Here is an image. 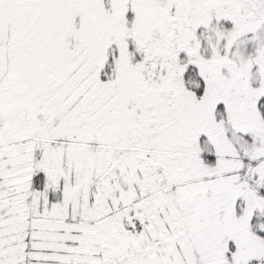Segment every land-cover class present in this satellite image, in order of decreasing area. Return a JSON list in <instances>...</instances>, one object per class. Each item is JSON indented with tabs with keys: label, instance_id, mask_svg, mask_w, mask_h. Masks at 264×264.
<instances>
[{
	"label": "rangeland",
	"instance_id": "1",
	"mask_svg": "<svg viewBox=\"0 0 264 264\" xmlns=\"http://www.w3.org/2000/svg\"><path fill=\"white\" fill-rule=\"evenodd\" d=\"M263 49L264 0H0V264H264Z\"/></svg>",
	"mask_w": 264,
	"mask_h": 264
},
{
	"label": "trees",
	"instance_id": "2",
	"mask_svg": "<svg viewBox=\"0 0 264 264\" xmlns=\"http://www.w3.org/2000/svg\"><path fill=\"white\" fill-rule=\"evenodd\" d=\"M264 50V49H263ZM200 60H202V61H200ZM235 61H237L236 60V58L234 59ZM198 61H200L199 62V65L201 66V67H204L205 69H207L208 68V66H207V64L209 63V61L206 59V57H204V56H199V60ZM245 62L247 63V61L245 60ZM248 64V63H247ZM234 67H237L236 65H233ZM190 89H192L191 87H189ZM192 91H194L195 92V94H197V96H201L202 95V93H203V85H202V83H200L199 84V88H197V89H195V90H193L192 89ZM258 110H257V113H258V115H259V118H261L262 120H263V123H264V95H263V97L260 99V101L258 102V108H257ZM219 111H221L222 112V109L221 108H219ZM253 164H255V161H252L251 163H249V165H253ZM248 177V176H247ZM34 227H37V226H34ZM44 230H46L45 228H44ZM36 232H37V230H36ZM40 231H38V233H39ZM40 237V236H39ZM263 239H264V236H263ZM43 240H46V241H48V240H50L49 238L48 239H41L40 238V243L42 242V244L44 245V241ZM10 241V240H9ZM11 242H12V240L10 241V242H8L7 243V247L3 250V251H5V253H4V256L2 255V257H3V259L4 260H7L8 259V264H31L29 261H33L34 263H37V264H67L68 263V261H70V258H71V251H66L65 250V247L64 248H60L59 247V249L61 250V251H59L58 252V255H59V260L60 261H57L58 263H54V261L53 260H49V261H40V262H35L36 260H35V258L33 257V252L32 251H28V250H25L24 249V255L22 256V254H23V252L21 253V251H18V250H14V249H11V250H9L10 249V246H11ZM50 242V241H49ZM16 243V242H15ZM17 244L19 245L20 244V242L19 241H17ZM48 244V243H47ZM58 249V248H57ZM72 250H74V249H72ZM164 250V249H163ZM74 251H76V250H74ZM20 257V258H19ZM31 258V260L29 259V258ZM60 257L61 258H63V261L60 259ZM21 258H22V260H21ZM262 258V257H261ZM159 259V258H158ZM119 262V261H118ZM74 264H78V263H74ZM82 264V263H81ZM122 264V263H121ZM156 264H161V263H159V262H157Z\"/></svg>",
	"mask_w": 264,
	"mask_h": 264
},
{
	"label": "flooded vegetation",
	"instance_id": "3",
	"mask_svg": "<svg viewBox=\"0 0 264 264\" xmlns=\"http://www.w3.org/2000/svg\"><path fill=\"white\" fill-rule=\"evenodd\" d=\"M29 164L30 165L21 167L20 169L17 170L18 176L21 177L25 173V174L29 175V178H28V182L27 183H29L30 185H32V183L33 184H39L40 183V178H42L43 175H42V173L34 174V171L36 169V167H35L36 165H35V162L34 161H32V162L30 161ZM20 166H22V165L20 164ZM153 172L156 173L157 172V168ZM38 189H40V188L38 187ZM10 191H11L10 193L12 194L13 193V189H11ZM31 191H34V190L32 189ZM53 192H54V188L53 187L50 188V189H48V194H49L48 197H49V199L52 198ZM67 192L68 193L70 192V188L69 187L67 189ZM101 193L102 192H100V198L99 199H101ZM22 194L24 196H22ZM67 195L70 197V198L69 197L68 198L71 199V196L69 194H67ZM14 198L19 199V200H17L18 202H20V200H21L22 203H23V199H26V202H28V199H36V198H34L33 194H31V192H27V194L25 192H23L20 195H17L15 197L12 196V199L13 200H15ZM64 199H65V197H64ZM137 220L138 221H141V219L139 217L136 218V220L132 219V220L127 221L128 226H130V227L133 228V224H135L137 222Z\"/></svg>",
	"mask_w": 264,
	"mask_h": 264
},
{
	"label": "water",
	"instance_id": "4",
	"mask_svg": "<svg viewBox=\"0 0 264 264\" xmlns=\"http://www.w3.org/2000/svg\"><path fill=\"white\" fill-rule=\"evenodd\" d=\"M150 165L152 166V168L155 170V163L154 162H151L150 161ZM140 218L141 219V222L143 223L144 222V215L143 214H134L133 216H131L130 218H129V220H131V219H136V218Z\"/></svg>",
	"mask_w": 264,
	"mask_h": 264
}]
</instances>
